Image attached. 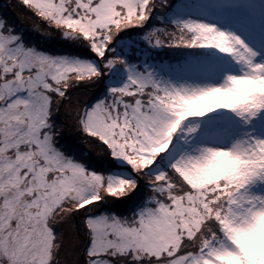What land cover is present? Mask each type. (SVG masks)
Here are the masks:
<instances>
[{"label":"snow or ice","instance_id":"6c2138e0","mask_svg":"<svg viewBox=\"0 0 264 264\" xmlns=\"http://www.w3.org/2000/svg\"><path fill=\"white\" fill-rule=\"evenodd\" d=\"M167 0L0 2V264H225L234 230L264 213V135L193 143L194 117L230 110L264 126V93H214L264 79L239 35L200 20L148 26ZM146 29V31H145ZM152 46L214 47L242 65L216 85L162 82ZM223 37L227 43L208 39ZM208 97L186 111L182 102ZM218 152L242 174L200 182Z\"/></svg>","mask_w":264,"mask_h":264},{"label":"rangeland","instance_id":"374dc122","mask_svg":"<svg viewBox=\"0 0 264 264\" xmlns=\"http://www.w3.org/2000/svg\"><path fill=\"white\" fill-rule=\"evenodd\" d=\"M185 1L174 16L176 20H200L214 23L218 28L234 32L240 37L246 34L248 37L245 36L247 38L245 42L261 53L257 59H264V0ZM254 22H256L255 27H257L254 31H252L253 27L250 29L246 27V23L253 24ZM242 23H244L245 28L242 27ZM258 33L260 37L256 38L253 34L257 35ZM140 40L150 49L151 45L143 40V37ZM201 48L205 54L193 58L190 57L183 64L177 62L172 64L157 63L153 59H148L146 53H143L142 58L148 65V68L154 72L157 79L177 85L181 83L200 86L216 85L224 81L226 74H239L241 72L242 65L230 54L223 53L214 47ZM194 120L201 122L198 132L196 134H187L181 131L179 135L180 137H193L192 142L196 144L206 142L208 144H222L226 146L234 138H238L246 133L264 135V130H261L264 127H257L258 121L245 125L235 114L226 109L214 110L203 117L189 118L182 125V128H186ZM243 162L244 164L246 163L245 161ZM206 166L198 171L197 177L199 180H203L209 176L213 178L219 174L222 176L228 175L221 167L205 170ZM253 191L264 192V185L255 186ZM258 216L251 227L234 230V238L236 232L241 233L245 237L244 239L235 238L236 242L240 245L242 254L240 256L229 254L221 257L225 261V264H234V262L239 260V257L247 259L246 256L252 260L247 264H257L259 260L264 258V237L253 231ZM247 261L249 260L247 259Z\"/></svg>","mask_w":264,"mask_h":264},{"label":"clouds","instance_id":"9594fccd","mask_svg":"<svg viewBox=\"0 0 264 264\" xmlns=\"http://www.w3.org/2000/svg\"><path fill=\"white\" fill-rule=\"evenodd\" d=\"M208 39L218 41L220 43H227L223 37L209 36ZM264 93V79H251L248 77H234L233 85L230 89H226L214 95L222 96L225 101L232 105H242L243 103L255 98L254 94ZM208 97H200L196 100H187L182 102V108L186 111L194 109L197 105L203 104ZM244 162L239 157L230 155L227 152L215 153L205 170H211L214 167L223 168L228 174H242L240 169ZM257 234L264 237V213L260 214L257 218L256 225L253 229ZM235 238L244 239V235L236 232ZM257 264H264V258L259 260Z\"/></svg>","mask_w":264,"mask_h":264},{"label":"trees","instance_id":"16d2710c","mask_svg":"<svg viewBox=\"0 0 264 264\" xmlns=\"http://www.w3.org/2000/svg\"><path fill=\"white\" fill-rule=\"evenodd\" d=\"M2 2V0H0ZM185 0H167V3L163 7H157L156 11L153 13L152 17L150 18L148 26L154 27L158 25H163L167 27L172 26V22L175 19V14L179 10V8L185 3ZM146 31V29H145ZM139 38L141 39L143 37V31L138 33ZM141 42L142 46V55L143 53H146L148 59H153L157 63H179L183 64L184 61L189 59L190 57H196L201 54H205L202 52V48L197 46V47H169V46H152L150 49L146 47V44L144 42ZM201 123V122H200ZM179 135V132L177 133V137ZM180 138V135H179ZM222 175L219 174L213 178L210 176L205 178V179H200L199 181L202 182H209L211 180H215L220 178ZM250 256V255H249ZM249 261L245 257L242 259L239 257V260L234 262V264H247L250 263L251 258L246 256ZM253 264V263H252Z\"/></svg>","mask_w":264,"mask_h":264},{"label":"bare ground","instance_id":"6f19581e","mask_svg":"<svg viewBox=\"0 0 264 264\" xmlns=\"http://www.w3.org/2000/svg\"><path fill=\"white\" fill-rule=\"evenodd\" d=\"M245 23V22H244ZM244 23H242V27L243 28H245V26H244ZM255 23L256 22H254L253 24H251V23H246V27L248 28V29H250L251 27H253V29H252V31H254V29H256L257 27H255ZM258 24V23H257ZM254 36H256V38L257 37H260V34L258 33L257 35H255V34H253ZM248 37L246 34H244V35H242V39L245 41L247 38L246 37ZM252 42H254L253 40H252ZM257 127H261V124L259 123L258 125H257ZM262 127H264V126H262ZM261 130H264V128H261Z\"/></svg>","mask_w":264,"mask_h":264}]
</instances>
